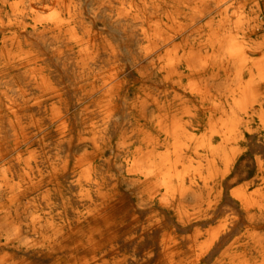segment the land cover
Segmentation results:
<instances>
[{
  "label": "bare ground",
  "instance_id": "1",
  "mask_svg": "<svg viewBox=\"0 0 264 264\" xmlns=\"http://www.w3.org/2000/svg\"><path fill=\"white\" fill-rule=\"evenodd\" d=\"M263 4L0 0V264H264Z\"/></svg>",
  "mask_w": 264,
  "mask_h": 264
},
{
  "label": "rangeland",
  "instance_id": "2",
  "mask_svg": "<svg viewBox=\"0 0 264 264\" xmlns=\"http://www.w3.org/2000/svg\"><path fill=\"white\" fill-rule=\"evenodd\" d=\"M263 7H264V4H263ZM230 14H232V13H230ZM226 15H229V13H226ZM224 13H222L221 11H215V12H213L210 16H208L207 17V19H205L204 21H202V22H200L199 23V25H202V24H205L207 21H211L213 24L214 23H218V22H220L221 20H223L224 19ZM234 16H238V14L237 13H235L234 14ZM244 17V16H243ZM205 36H206V38H208V35H201V36H199L198 37V39H199V41L201 42L202 40H204V39H206L205 38ZM208 54L209 55H211L212 54V51H209L208 52ZM38 96V92L36 93V96L35 97H37ZM86 107H88V106H86ZM154 108L152 107L151 108V110H153ZM202 132H199V135L201 134ZM139 137V138H138ZM141 137L142 136H136V135H134L133 136V143H134V145H133V147H132V151L134 150V151H137V150H141L142 149V144H141ZM133 155H132V160H133V156L136 154V153H132ZM136 156V155H135ZM18 157V155H14L12 158H11V160L12 159H16ZM15 163V162H14ZM130 164H131V162H130ZM133 164V163H132ZM131 164V165H132ZM48 165H46L45 166V170H46V172L45 173H47V171L49 172L50 170H49V168H51V166H48ZM206 239H208L207 238V236H205V238H203V239H201V241H200V243H203V242H205L206 241ZM226 248V246L224 247V249ZM224 251V250H223ZM222 251V252H223ZM221 252V253H222ZM221 253L220 254H218V256L216 257V260L221 256ZM197 254H200L199 253V250H197L196 252H195V254L190 258V259H188V261H186V262H183V264H192L193 262H194V260H195V258L197 257L196 255ZM23 257H22V256ZM19 258H26V259H28V260H30V261H32V262H34V263H36V264H50V263H48L47 261L46 262H42V261H40V260H38V259H36V258H33L31 255H23V254H20L19 256H18ZM215 260V261H216Z\"/></svg>",
  "mask_w": 264,
  "mask_h": 264
},
{
  "label": "crops",
  "instance_id": "3",
  "mask_svg": "<svg viewBox=\"0 0 264 264\" xmlns=\"http://www.w3.org/2000/svg\"><path fill=\"white\" fill-rule=\"evenodd\" d=\"M202 122H203V124H205L206 119L203 120ZM199 132H202V133H203V132H204V128H196L195 131H194V130H190V133H191V134H195V135H197V136H199ZM202 133H201V134H202ZM201 134H200V135H201Z\"/></svg>",
  "mask_w": 264,
  "mask_h": 264
}]
</instances>
